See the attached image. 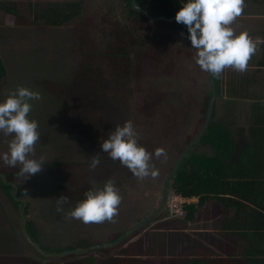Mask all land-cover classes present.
I'll return each mask as SVG.
<instances>
[{"label": "rangeland", "instance_id": "1", "mask_svg": "<svg viewBox=\"0 0 264 264\" xmlns=\"http://www.w3.org/2000/svg\"><path fill=\"white\" fill-rule=\"evenodd\" d=\"M33 1L38 8L80 2L83 13L72 22L51 27L0 10V58L7 64L0 100L19 86L41 92V99L32 101L29 116L39 125L35 156H43L46 162L41 171L25 178L18 175L19 165L11 167L0 160V177L17 189L8 193L0 183V210H11L9 222L28 249V264H86L91 257L95 264H125V246L139 234L120 242V249L64 258L39 255L23 235L24 207L13 200L14 193L25 201L26 224L46 253L118 241L137 225L135 194L149 192L150 197L162 194L164 198L168 176L204 127L211 78L196 63L185 31L131 15L125 0ZM124 52L126 57L121 55ZM84 60H89V69L82 67ZM129 119L139 133L138 143L153 154L155 176L137 178L127 167L116 166L119 161L107 153L101 162L108 165L88 166L86 144L82 146L86 134L104 140ZM10 139L11 135L0 133V153L7 151ZM157 148H163L164 154L154 155ZM109 178L122 197L112 219L85 223L66 217L65 212L84 199L87 190L101 187ZM58 196L68 197L63 211H57Z\"/></svg>", "mask_w": 264, "mask_h": 264}, {"label": "crops", "instance_id": "2", "mask_svg": "<svg viewBox=\"0 0 264 264\" xmlns=\"http://www.w3.org/2000/svg\"><path fill=\"white\" fill-rule=\"evenodd\" d=\"M162 2L168 5V26L187 36L182 23L180 28L169 21L181 0ZM230 26L253 39L264 38V0H245L242 14ZM213 78V123L219 130L212 143L198 144L195 152L213 160L212 167L202 164V174L213 170L203 178L201 194L187 198L192 204L186 217L168 220L161 213L130 237L139 234L125 246L124 256L131 259L123 257L125 264H264V44L244 72L228 67ZM171 184L170 179V192ZM149 194L133 196L137 225L163 201L162 194ZM10 211L0 210V222L7 224L0 226V264H28V249L14 234Z\"/></svg>", "mask_w": 264, "mask_h": 264}, {"label": "clouds", "instance_id": "3", "mask_svg": "<svg viewBox=\"0 0 264 264\" xmlns=\"http://www.w3.org/2000/svg\"><path fill=\"white\" fill-rule=\"evenodd\" d=\"M244 6L245 0H181L175 13V21L186 26L187 39L197 50L196 63L213 77L228 67L244 72L259 45L264 44V38L253 39L247 31L237 33L230 26L242 14ZM40 99V91L19 86L0 100V133L11 135L8 149L0 153V160L11 167L19 165L18 175L25 178L41 171L46 163L43 156H35V146L40 140L39 125L29 116L32 101ZM138 136L133 121L129 119L109 131L100 148L137 178L155 176L157 170L150 163L153 154L138 143ZM163 154V148L155 149L157 157ZM100 163L99 155L94 154L88 166L96 168ZM121 199L114 180L109 178L101 187L87 190L84 199L65 215L85 223L110 220L118 212ZM67 201V196H58L57 211H63L62 205Z\"/></svg>", "mask_w": 264, "mask_h": 264}, {"label": "trees", "instance_id": "4", "mask_svg": "<svg viewBox=\"0 0 264 264\" xmlns=\"http://www.w3.org/2000/svg\"><path fill=\"white\" fill-rule=\"evenodd\" d=\"M138 2L141 6H144L145 0H138ZM125 3L130 8L132 12L131 15L137 16L138 18H145L139 10H136L133 8L132 0H125ZM144 8L153 17L164 16L168 18V13L166 12L159 14L157 11H152L151 9L145 6ZM0 10L5 15H8V16L10 15L13 17L15 16L18 18L21 17L23 19H28L32 21L35 25L43 24V25H48L51 27H54V26L56 27V26H62L66 23L72 22L73 20L79 18L83 13V6H82V3L80 2L68 1L64 4H59V3L54 2V3L48 4L44 8H38L36 3L33 0H0ZM176 25L181 28L180 23L176 22ZM121 55L126 57L128 53L124 52ZM88 62L89 60H84V62L82 63V67L84 68L86 67L87 69H89ZM6 71H7V64L5 63L4 60L1 61V58H0V87L4 85ZM87 71L89 72L90 70H87ZM89 77L90 75L86 78H89ZM211 98H212V93L208 94L205 108H204L206 119L208 115ZM213 117H214V110L212 114L211 123L208 126L206 132L200 138V140H198L197 143L193 146V149L191 150V152L182 161L176 175L171 179L172 189L178 195L184 198L191 199V198L199 196L202 192L203 178H207L208 174H210L213 170L212 168L207 169L206 170L207 175L205 177L202 174V171H203L202 164H206V165L209 164L210 165L209 167H212L213 160L212 159L206 160L205 158L203 160L202 158L197 157L194 154V150H196L198 144H203L205 142H210V143L213 142V133L219 130V127L215 125V123H213ZM86 135L87 136L83 138L84 142L82 143V146L86 144V146L83 147V149L85 150L84 151L85 157H88L90 160V157L95 154V155H99L100 161H103V160L106 161V159H104V156H103V150L100 148V144L103 140H100L99 138H97L98 135H88V134ZM194 140L195 138L191 139L189 141V145ZM104 165H108V164L101 162L98 165V167L101 168ZM116 166L121 167V168L126 167L121 164H116ZM3 180L4 179L0 177V183L2 184L3 188H5V190L8 193L11 190H14L11 186L5 184ZM27 232L30 235L31 239L36 243L37 238H36L35 233L31 232L28 227H27ZM130 260L131 259H128V262ZM85 262L86 264H95L93 261V257L87 258Z\"/></svg>", "mask_w": 264, "mask_h": 264}, {"label": "water", "instance_id": "5", "mask_svg": "<svg viewBox=\"0 0 264 264\" xmlns=\"http://www.w3.org/2000/svg\"><path fill=\"white\" fill-rule=\"evenodd\" d=\"M132 4H133V7L137 10H139L141 12V14L143 16H145L146 18H148L149 20L151 21H159V20H166L168 21V19L166 17H153L151 16L146 10H144L137 2V0H132ZM170 22L171 21H175L174 18H171L169 20ZM185 26V25H184ZM186 27V26H185ZM210 78H211V84H212V94H213V97L211 98V101H210V106H209V110H208V115H207V119H206V123H205V126L203 127L201 133L199 134V136H197L195 138V140L189 145L188 149L186 150L185 153L182 154V156L178 159V161L176 162L175 164V167L172 171V173L169 175L168 179H167V184L169 182L170 179H172L182 161L185 159V157H187V155L191 152V150L193 149V146L197 143L198 140H200V138L204 135V133L206 132L208 126L210 125L211 123V119H212V114H213V110H214V105H215V97H216V88H215V84H214V78L213 76L210 74ZM4 179V178H3ZM169 194V189L168 187H166V196ZM166 207V200L164 201L163 205H161L152 215H150L148 218H146L144 221H142L141 223H139L136 227H134L132 230L128 231L126 234H124V236H122L118 241L112 243V244H108V245H103V246H95V247H92L88 250H85V251H72V252H66L62 255H60L61 257H64L66 255H86L88 253H90L91 251H94V250H103V249H109V248H113L115 247L116 245H118L120 242L126 240V239H129L132 235H134L137 231H139L141 228H143L144 226H146L148 223H150L153 219H155L162 211L163 209ZM25 224H26V220L24 219V228H23V233H24V236L26 238V240L33 246V248L38 252L40 253L41 255L43 256H46V257H53V258H56L58 257L59 255H51V254H46L44 251H42L40 249V247L34 243L32 241V239L30 238V236L28 235V233L26 232V228H25Z\"/></svg>", "mask_w": 264, "mask_h": 264}, {"label": "flooded vegetation", "instance_id": "6", "mask_svg": "<svg viewBox=\"0 0 264 264\" xmlns=\"http://www.w3.org/2000/svg\"><path fill=\"white\" fill-rule=\"evenodd\" d=\"M137 2H138V0H137ZM138 4H139V2H138ZM140 5V4H139ZM141 6V5H140ZM144 6L145 7H147V8H149V9H151L152 11H157L159 14H162L163 12H166V13H168V5L167 4H165L164 2H162L161 0H145V3H144ZM144 6H141L144 10H145V8H144ZM134 8V7H133ZM135 9V8H134ZM137 10V9H136ZM145 17V16H144ZM159 17H162V16H159ZM146 18V17H145ZM146 19H148V18H146ZM168 19V18H167ZM149 20V19H148ZM151 21V20H150ZM159 21H163V22H166L167 24H168V21H166V20H159ZM152 22H158V21H152ZM172 28V27H171ZM173 30V29H172ZM199 136V135H198ZM189 147V146H188ZM188 149V148H187ZM186 152V151H185ZM184 152V153H185ZM182 156V155H181ZM180 156V157H181ZM169 177V176H168ZM3 178V177H2ZM168 179V178H167ZM170 181V180H169ZM169 183V182H168ZM5 184H7V185H9V186H11L13 189H14V191L15 192H17V189L13 186V184H11V183H6L5 182ZM166 187H168V184H167V180H166V184H165V190H164V194H163V201H162V203H161V205H163V203H164V201L166 200V207L163 209V211L161 212V213H163V212H165L166 213V216H167V205H168V203H167V199H168V195L170 194V190H169V194L166 196ZM168 189H169V187H168ZM18 197V193L17 194H15L14 193V198H13V196H12V198H13V200L18 204V205H20L21 206V208H22V205H23V207H24V209L22 208L21 209V218H22V222H23V226H24V219H25V216H26V212H28V209H27V206H26V203H25V201L23 200V199H18L17 198ZM160 205V206H161ZM159 206V207H160ZM160 213V214H161ZM159 214V215H160ZM26 226H27V224H25V228H26ZM28 227V226H27ZM26 232H27V228H26ZM28 233V232H27ZM23 235H24V233H23ZM29 235V234H28ZM30 236V235H29ZM31 238V237H30ZM33 241V240H32ZM34 242V241H33ZM35 243V242H34ZM31 245V244H30ZM32 246V245H31ZM33 247V246H32ZM40 247V246H39ZM90 248H92V247H89L88 249H90ZM40 249L42 250V251H44L45 252V249H43V247L41 248L40 247ZM87 248H85V249H83V250H66L65 252H62V251H57V253L56 254H51V255H59L58 257H56V258H64V257H68V256H78V255H66V256H64V257H61L60 255H62V254H64V253H66V252H72V251H85V250H88ZM35 250V249H34ZM36 251V250H35ZM37 252V251H36ZM38 253V252H37ZM46 253V252H45ZM49 253H51V251L50 252H48V253H46V254H49ZM39 255H41L40 253H38ZM50 258H53V257H50Z\"/></svg>", "mask_w": 264, "mask_h": 264}, {"label": "built area", "instance_id": "7", "mask_svg": "<svg viewBox=\"0 0 264 264\" xmlns=\"http://www.w3.org/2000/svg\"><path fill=\"white\" fill-rule=\"evenodd\" d=\"M167 200L168 220H176L186 217L188 207L192 204V201L178 195L175 191L170 192Z\"/></svg>", "mask_w": 264, "mask_h": 264}]
</instances>
